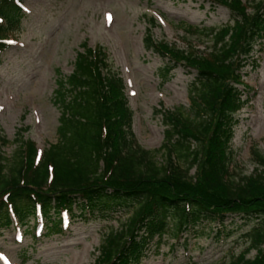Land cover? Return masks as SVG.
Returning <instances> with one entry per match:
<instances>
[{"label":"trees","instance_id":"1","mask_svg":"<svg viewBox=\"0 0 264 264\" xmlns=\"http://www.w3.org/2000/svg\"><path fill=\"white\" fill-rule=\"evenodd\" d=\"M207 1L228 8L232 22L209 29L181 23L206 32L209 50L184 37L182 46L155 39V19L147 18L144 48L167 58L159 70L162 82L179 64L195 72L188 84L190 114L163 111L164 141L155 152L136 140L124 81L106 49L81 44L72 71L58 72L55 79L56 142L40 151L32 139L16 137L10 163L0 150V229L14 218L25 224L38 209L54 227L61 211L85 219L131 209L125 227L105 236L94 263L141 264L153 240L167 233L170 219L177 220V236L204 220L224 224L227 214H240L253 222L249 246L229 264H264V155L254 150L260 171L238 181L228 174L235 113L245 103L241 69L260 66L255 52L264 41V0ZM24 15L18 0H0V53ZM0 142H7L1 134ZM158 152L166 157L161 164ZM250 249L253 258L246 257Z\"/></svg>","mask_w":264,"mask_h":264},{"label":"rangeland","instance_id":"2","mask_svg":"<svg viewBox=\"0 0 264 264\" xmlns=\"http://www.w3.org/2000/svg\"><path fill=\"white\" fill-rule=\"evenodd\" d=\"M21 5L25 15L0 53V134L7 140L0 142V150L7 163L16 154V137L32 139L41 151L56 142L60 113L53 97L55 79L58 72L72 71L83 42L106 49L125 84L136 140L155 152L164 141L163 111L190 114L188 84L195 72L179 64L162 82L159 70L167 58L144 48L147 18L155 19V39L182 46L184 37L209 50L206 32L186 30L181 22L209 29L233 17L228 8L207 0H21ZM257 55V69H241L247 86H240L245 103L235 113L229 142L228 174L233 181L262 169L254 150L264 155V41ZM155 155L160 164L166 160L159 152ZM174 161L189 164L179 157ZM194 171L191 167L189 174ZM131 213L122 209L107 218L85 219L68 215V223L57 227L44 218L38 235L35 216L21 227L13 222L0 229V264H96L105 236L123 229ZM176 224L175 218L169 220L167 233L153 240L141 264H229L249 246L247 233L253 226L240 214H227L224 224L204 220L176 236ZM220 225L225 229L217 234ZM17 228L24 229L21 240ZM254 254L250 249L246 257Z\"/></svg>","mask_w":264,"mask_h":264}]
</instances>
